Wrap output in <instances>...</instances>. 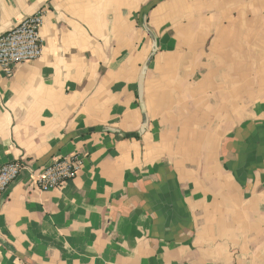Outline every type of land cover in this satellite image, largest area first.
Returning <instances> with one entry per match:
<instances>
[{
    "label": "crops",
    "instance_id": "0c3cea01",
    "mask_svg": "<svg viewBox=\"0 0 264 264\" xmlns=\"http://www.w3.org/2000/svg\"><path fill=\"white\" fill-rule=\"evenodd\" d=\"M156 1L148 130L78 134L141 128ZM40 10L42 57L0 67V168L23 165L0 264H264V0H0V35ZM77 153L74 180L34 183Z\"/></svg>",
    "mask_w": 264,
    "mask_h": 264
},
{
    "label": "built area",
    "instance_id": "2783aa9c",
    "mask_svg": "<svg viewBox=\"0 0 264 264\" xmlns=\"http://www.w3.org/2000/svg\"><path fill=\"white\" fill-rule=\"evenodd\" d=\"M45 16L46 10H40L24 19L15 28L0 35V67L7 76L13 74L16 65L36 61L42 57L44 42L41 29ZM84 160L85 156L79 153L54 159L34 174V183L42 191L56 189L78 176L84 166ZM22 171L23 165L18 161L0 168V200Z\"/></svg>",
    "mask_w": 264,
    "mask_h": 264
},
{
    "label": "water",
    "instance_id": "95a60500",
    "mask_svg": "<svg viewBox=\"0 0 264 264\" xmlns=\"http://www.w3.org/2000/svg\"><path fill=\"white\" fill-rule=\"evenodd\" d=\"M156 4H157V1L152 2L149 5H147L143 9L142 14H141V18H140L141 28L144 31H146V33H148L152 39V50H151V53H150L147 61L145 62V64L142 67V71L140 73V77H139V81H138V96H139L140 108L142 110V116H143V124H142L141 128L136 133L124 134L119 129H115V128H111V127H97V128L88 129L86 131H82V133H78V134H90V133H94V132H107V133L116 134L122 138L131 139V138L142 137L146 133V131L148 130L150 120L148 117V113H147L146 105H145V101H144V85H145L146 74H147L148 68L150 66V63L152 62V60L154 59L155 55L157 54V52L159 50V39H158L156 33L152 30V28L148 24V13L152 8H154V6ZM72 137H75V135H73ZM43 166L44 165H37V166L33 167L32 172L34 173V172L38 171ZM168 202L170 203L169 204L170 207L173 208L175 211H177L178 214L185 213V212H186V214L188 213L187 212L188 209L186 207H184L182 199L178 193H177V197H173V195L170 196Z\"/></svg>",
    "mask_w": 264,
    "mask_h": 264
}]
</instances>
